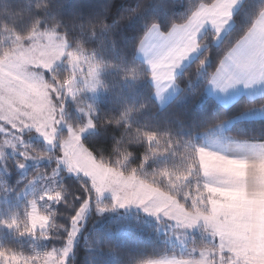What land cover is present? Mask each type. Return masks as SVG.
I'll list each match as a JSON object with an SVG mask.
<instances>
[{
	"label": "snow or ice",
	"instance_id": "obj_1",
	"mask_svg": "<svg viewBox=\"0 0 264 264\" xmlns=\"http://www.w3.org/2000/svg\"><path fill=\"white\" fill-rule=\"evenodd\" d=\"M237 4L238 0H212L210 4L202 0L189 10L183 23H173L167 34L160 32L157 24H151L139 50L145 54L151 76L158 84V98L173 81L177 68L205 44L201 34L205 26L213 33V41L219 48L226 43ZM206 52L198 60V70L212 62ZM84 61L83 53L70 51L67 39H62L60 33L38 24L24 34L14 33L11 45L0 48V132L7 131L13 136L3 144L24 159L48 156L46 151L23 144L19 133L31 128L56 148L58 165L87 178V184L82 185L87 198L71 217L62 248L26 254L0 246V264H67L78 222L92 197L99 198L105 192L111 194V203L97 200L99 212L135 205L174 222L183 230L177 234L178 240L196 229L209 238L200 247L187 246V251L179 256L141 258L135 264H264V142L233 141L241 154L231 155L230 145L213 150L189 139L180 153L182 164L146 172L145 162L168 153L177 141L166 132L137 129L128 143L145 144L138 167H123L132 155L128 148L117 147L114 160L97 159L81 140V133L94 127L91 108L83 125L73 126L63 115L65 95L75 99L84 88L94 89L99 84L96 79L99 63L94 57L87 58L89 72L81 82ZM58 63L67 72L63 78L56 74ZM45 71L51 74L50 80L45 79ZM258 81H264V32L258 34L253 29L227 47L215 71L207 72V82L223 91L237 83L248 86ZM251 110L264 113V106ZM61 123L67 132L58 135ZM215 124L219 126L221 121ZM16 162L18 167H25L23 159ZM39 199L60 201L62 193L59 189L44 191ZM50 219L51 213L43 210L37 200L30 199L23 219L13 213L0 219V225L20 235L34 236L39 230L45 236Z\"/></svg>",
	"mask_w": 264,
	"mask_h": 264
},
{
	"label": "trees",
	"instance_id": "obj_2",
	"mask_svg": "<svg viewBox=\"0 0 264 264\" xmlns=\"http://www.w3.org/2000/svg\"><path fill=\"white\" fill-rule=\"evenodd\" d=\"M202 0H0V48L9 47L13 34H24L33 24L54 29L63 37L75 36L83 43L87 56L95 60L113 59L130 69L131 76L123 80L128 93L125 114L118 112L100 116L101 126L87 132L82 141L99 159L114 160L117 147L132 152L123 167H138L145 151L143 142L129 144L128 139L137 129L168 133L177 141L168 153L145 162L144 171L164 165L179 166L183 163L180 153L184 142L191 139L202 145L203 135L209 132L217 120L230 121L224 129L228 137L244 141H264V117L243 118L242 114L264 101V98H237L224 106L206 92L207 72L217 67L227 47L234 44L250 28L264 7V0H242L232 16L229 37L220 48L213 41V33L202 35L205 44L176 76L179 91L166 104L159 106L153 96L149 71L137 56V48L152 21L161 31L167 32L173 23H182L190 9ZM211 3L212 0H203ZM211 63L198 70L197 63L204 54ZM202 58V57H201ZM208 68V69H207ZM47 74V73H45ZM70 102H68L69 104ZM77 119V118H76ZM63 131V130H62ZM65 131L62 132V134ZM4 140L13 136L4 134ZM7 136V138H6ZM0 134V219L16 213L24 218L28 200L35 199L43 210L51 213L47 235H20L0 225V246L23 251L26 254L43 253L64 246L71 217L87 195L82 185L87 178L74 174L58 165L55 147H47L39 138L23 141L24 145L48 156L41 159H24L17 151L3 144ZM15 142V141H14ZM19 147V145H18ZM29 163L21 174L17 160ZM28 185L38 186L34 194L19 197ZM59 189L60 201L40 200L42 192ZM36 191V190H35ZM96 197H92L90 211L79 227L67 264H135L138 259L163 255L183 254L170 242L165 220H156L139 209L117 207L99 212ZM110 204L109 198L98 200ZM178 229L177 227H171ZM160 229H165L162 231ZM191 244L202 246L208 242L205 233L196 229Z\"/></svg>",
	"mask_w": 264,
	"mask_h": 264
},
{
	"label": "rangeland",
	"instance_id": "obj_3",
	"mask_svg": "<svg viewBox=\"0 0 264 264\" xmlns=\"http://www.w3.org/2000/svg\"><path fill=\"white\" fill-rule=\"evenodd\" d=\"M177 24H180V23H177ZM157 26H159V25H157ZM207 30H210V29H207ZM164 33H166V32H164ZM61 38L67 39L70 51L82 52L83 56L85 57V61L81 65V71L84 74L83 76H80V80L82 82L84 77L87 76V74L89 72V65L87 63V58H89V57L87 56L86 49H85L83 43H81L73 35L68 36V37L61 36ZM201 49H202V46L195 56H197L200 53ZM191 60L188 63H190ZM95 61L99 63V67L97 69V76H96V79L99 80V84L94 89L84 88L83 91L80 92L76 96L75 99H73V97L70 95H65L63 97V99H64V105H63L64 118L66 121L71 122V124L73 126L83 125L86 121L87 110L89 108H91V110H92V119L94 120V127H90V128L85 129V131L83 133H81V140H82V136L85 135L87 132L92 131L94 129H97L99 126H101V121H100L101 115L112 114L115 111L121 115H124L125 114V106L127 104V99H128V96H127L128 93L124 89L122 83H123V80L125 78H129L131 76L130 69H128L126 67H122L118 62H116L113 59H100V60H95ZM55 68H56V74L60 75L61 78H63L64 76L67 75V72H65V67L62 64L58 63L55 66ZM45 73H47V74H45ZM43 75H44L45 79L50 80L51 74L49 72L45 71V72H43ZM149 77H150V75H149ZM175 80H176V77H175ZM68 102H70V103L68 104ZM56 103L59 104L60 101H56ZM81 109H84L85 111H81ZM229 123H230L229 120L228 121H222L219 126L215 125L209 132L205 133L203 135V145L202 146L212 148L211 147V144H212L211 141H217V140H221L222 138H224V132L223 131ZM62 130L67 132V128H66L64 123H61L58 126V135L62 134V132H63ZM0 134H1L3 140H4V136H5L4 134H9L10 136H12V134L7 132V131L0 132ZM19 135L22 137V141H25V140L29 141L33 138H39V139H42L44 141L42 136L39 135L38 133H36L31 128L23 129L19 133ZM6 138H7V136H6ZM45 144L47 147H50V148L53 147L51 145H48L46 142H45ZM85 147H86V145H85ZM24 164L26 167V166H28L29 163L24 162ZM60 165L63 166L62 164H60ZM25 167L24 168L19 167L21 170V174H23L22 172H23V170H25ZM38 188L39 187L38 186L35 187V185H32V186L28 185L22 191L18 192L19 197H21L27 193L34 194L35 192H37ZM104 198H109L111 200V194L108 192H105L101 197L96 198V200H94V201H96V203H97V200H101V199L103 200ZM90 205H91V203H90ZM90 208L91 207L89 206L88 209L86 210V212L84 213L83 218L78 222V229L80 226L83 225V220L88 215ZM117 208L129 209V210L135 208V209H139V210L143 211L142 208H140L139 206H135V205L126 206L124 208H120V207H117ZM144 213H146V212H144ZM146 214L151 216L152 218H154L156 220L157 219L158 220H160V219L165 220L169 224L170 228H168L167 231H172L169 235V240H170V242H173L178 246L181 253L182 252L185 253L187 251V246H189V248L193 247L190 240H192V237H193L192 234L194 231L190 230V231L184 233L182 236V239L178 240L177 234L183 232V230L182 229H173L172 230L171 227L175 226L174 222L169 221L166 217H163V216L157 217V216H153L149 213H146ZM160 230H162L164 232L166 231L165 229H160ZM76 235H77V233H76ZM205 236L207 239H209L206 233H205ZM75 239H76V236L74 238V241H75ZM74 241H73V244H74ZM73 244H72V246H73ZM169 256H171V255H169Z\"/></svg>",
	"mask_w": 264,
	"mask_h": 264
},
{
	"label": "crops",
	"instance_id": "obj_4",
	"mask_svg": "<svg viewBox=\"0 0 264 264\" xmlns=\"http://www.w3.org/2000/svg\"><path fill=\"white\" fill-rule=\"evenodd\" d=\"M241 1L242 0H238V4L233 9V14H234L236 8L241 3ZM231 25H232V20L230 22V25L228 26V29L231 27ZM158 28H159V26H158ZM207 29H209V28L207 26H205V28L202 30V33L205 30H207ZM253 29L258 34L264 32V14H261V12L256 17L255 21L252 23V25L250 26V28L247 31L253 30ZM159 30H160V28H159ZM160 32H162V31L160 30ZM162 33H164V32H162ZM164 34H167V32L164 33ZM144 38H145V36H144ZM144 38L142 40H144ZM140 45H141V42H140V44H139V46L137 48V56H138V58L140 60H142L144 62L146 68L149 70V73H150L149 80H150V82H151V84L153 85V88H154L153 96L155 97L158 105L159 106H163L172 97H174L176 95V93L179 91V86L177 85L176 80H175L176 75L197 54L199 49L196 52H194L190 56V58L187 59L184 62L183 66L177 68V70L174 73L173 81L171 83H169L166 87L163 88V91L161 93V97L158 98L157 95H156V90H157L158 84L151 76V70H150V67H149V65L147 63V59L145 57V54L142 51L139 50L140 49ZM218 65H219V63H218ZM206 92L211 97H213L217 102H219L220 104H222L224 106H228V105L232 104L237 98H239L241 96H244V97L249 98V99L264 98V81H258V82L253 83L252 85H248V86H245L241 82V83H237V84H235L233 86H230L229 88H227V89H225L223 91H221L220 89L214 88L210 83L207 82V84H206ZM262 106H264V101H262L261 103L255 105L254 107L255 108H260ZM242 117L243 118H249V119L250 118H259V117H264V113H261L259 111H252L251 108H250L249 110L245 111L242 114ZM233 141L252 142V143L264 142V141L235 140V139H232V138L228 137V135L224 133V138H222L221 140L211 141L212 142L211 147H212L213 150H220L221 145L227 144V145H230V150L228 151V154H231V155H239V154H241L238 150L235 149ZM202 145H203V141H202Z\"/></svg>",
	"mask_w": 264,
	"mask_h": 264
},
{
	"label": "clouds",
	"instance_id": "obj_5",
	"mask_svg": "<svg viewBox=\"0 0 264 264\" xmlns=\"http://www.w3.org/2000/svg\"><path fill=\"white\" fill-rule=\"evenodd\" d=\"M260 11H261V14H264V7H262ZM153 23H155V24H156V22H155V21H152V22H151V24H153ZM151 24H150V26H151ZM205 55H206V54H205Z\"/></svg>",
	"mask_w": 264,
	"mask_h": 264
}]
</instances>
